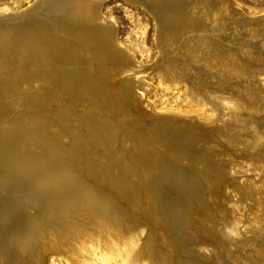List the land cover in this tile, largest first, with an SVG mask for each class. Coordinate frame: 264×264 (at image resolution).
<instances>
[{
  "label": "rangeland",
  "instance_id": "rangeland-1",
  "mask_svg": "<svg viewBox=\"0 0 264 264\" xmlns=\"http://www.w3.org/2000/svg\"><path fill=\"white\" fill-rule=\"evenodd\" d=\"M206 1H98L101 20L112 22L115 44L128 55L125 53L118 65L93 59L102 62L104 72L93 68L118 92L124 79L132 85L139 83L140 87L134 86L130 107L111 105L104 99L90 106L84 97L62 92V86L50 88L44 98L27 104L0 94V129L7 128L0 137L21 150L30 149L43 156L49 155L48 149L31 139L29 126H40L47 136L59 140L66 157L75 160L79 176L107 197L102 205L109 217L124 233L128 229L136 232L135 247L140 257L134 264H152V250L170 255L171 264H264V0ZM45 2L0 0V16L15 15L36 5L39 9L34 14L45 17L51 12ZM12 21L3 20L1 24ZM193 33L203 35L206 44L185 39L168 44L163 39L165 34L184 37ZM172 67L180 77L170 80L160 70ZM223 96L238 102V106L225 103ZM4 105L8 106L6 110ZM222 129H228L234 139L220 136ZM103 132L109 133L107 137L100 135ZM78 140L89 147L80 146ZM104 168L110 170L111 180ZM170 173L182 175L193 187L183 185ZM22 178H18L21 184L35 186ZM214 185L222 189L215 190ZM12 190L0 180V242L14 255L25 243L32 253L40 251L44 255L41 246L48 241L44 225L60 223L61 216L44 215L36 201L30 202L29 196ZM188 205L196 210L193 219L185 211ZM66 220L73 222L71 218ZM193 220L204 223L194 226V232ZM93 222H88L94 231L87 239L91 244L103 232ZM154 235L158 238L156 249L149 247ZM213 240L220 242L215 248ZM124 241L116 236L112 239L115 252L96 248L82 262V257L71 254L68 259L49 251L44 264H127Z\"/></svg>",
  "mask_w": 264,
  "mask_h": 264
},
{
  "label": "bare ground",
  "instance_id": "bare-ground-1",
  "mask_svg": "<svg viewBox=\"0 0 264 264\" xmlns=\"http://www.w3.org/2000/svg\"><path fill=\"white\" fill-rule=\"evenodd\" d=\"M41 1H46L48 9L51 11L48 13L47 11L49 10L47 9L46 11L47 13L44 14L47 15L45 17L42 15L40 16V14H38L39 12L37 11L36 12L39 16H36V14H34L33 11L36 10L37 8L36 5H32L30 7L28 6L25 10L20 11L18 12V14L16 13L15 15H13V13L10 14L4 13L0 16V94L7 96L12 95L13 101L20 99V101L27 104L44 98L46 93L50 92L49 91L50 88L52 89L53 87L58 88L59 86H62V88L59 87L60 89L64 88L62 92H68L72 96L74 95L76 98L79 96L84 97V99H87V101H89V103L87 104L90 106H94L95 104H98L100 100L104 99L110 102L111 105L113 103H118L124 105L125 107H130L134 86L140 87L139 83L137 82L136 85H132L128 80L124 79L121 81L119 87L120 89L118 92V89H113L109 87L104 82L103 78H100V76L97 75V72H95L96 71L95 69H97L98 72L103 73L104 66L101 61L93 62V59H97V60L105 59L109 63L118 65V63L122 59H124L125 57L124 54L126 53V55H128L127 52L123 54L121 50L122 48L120 49L115 44L116 42L113 39L114 27L112 22L106 19L101 20L102 18L98 12L99 0H41ZM207 2L208 1H206V3ZM160 3H162V1ZM167 3L169 4V2ZM182 3L187 4L189 3V0H182ZM152 7H154V5ZM163 12L166 13L165 11ZM167 14H171V12ZM3 20H13V21L9 25L6 24L3 25L1 24ZM183 29L185 28H182V30ZM202 36L203 35L201 36L194 35V33L193 35L186 34L184 37L180 34H175L173 36L169 34H165L164 38L163 37L162 38L166 40L168 44H171V42L172 41L174 42L175 40L180 41L182 39H185L187 40V42L195 41L199 44L201 43V45L204 46L207 40ZM156 38H158V36H156ZM163 39L160 41L163 42L164 41ZM80 51L83 54H85L84 57H86V59L83 58V54L81 57ZM178 66L180 65H177V67ZM93 67L96 68L94 69ZM187 69L190 68H188L187 66ZM160 71H162V74L166 78H169L170 80L180 77L179 75H177L178 74L177 70H175L173 67L167 69L165 68ZM184 73L186 75V72ZM117 80L115 79V81ZM43 88H47V89H43ZM221 98L225 100V103L229 102L233 107L234 106L236 107V105L238 106V102L236 103L232 102V99H229L225 96ZM6 107L8 106L6 105L3 108V110H6L5 109ZM72 113L73 112H71V114ZM80 117H78V119H80ZM93 125L95 124L93 123ZM98 126L99 125H97V127ZM4 127L5 126H3V129H0V133H3L5 130H7V128ZM44 130L40 126L30 125L28 128L29 136L31 137V139L34 140L35 143L42 145L43 148L48 149L49 155L47 156H43L44 154L39 155L34 151H31L30 149L21 150L19 149L18 146L13 145L14 143H10L6 141V139L0 137V177L3 180V182L5 184L10 185L13 188L12 191L15 190L23 193V196L25 195L29 196L31 198V199L29 198L31 200L30 202L34 200L33 203H35L36 201L38 203L37 205L39 206L40 211L44 215L52 217V215L58 214V216L59 215L61 216L59 217L62 220L60 223L54 225L53 222V225L48 224L46 225V227L44 225L43 231L45 230L47 232L46 236L48 237V241L43 242V245L41 246V250L42 252H44V255L49 251H55L56 253L69 259L71 258V254H72L78 259L82 257V259H80V261L82 262L85 261L86 258L89 257V255H92L95 252L96 248L99 249L101 248L107 252L109 251L112 253L115 252L116 248L112 245V239L120 235V237L122 236L123 240H125L124 242L126 244L125 258L127 260V264H134V260L138 258L137 256L140 257L139 252L135 247L136 232L134 233L133 231H129V229L125 233L124 231H121L118 222L109 217V212H107V208L104 205H102V203L106 204L107 197H104L102 191L98 190V188H95L93 184L88 183L87 180L79 176L78 174L79 168H77V164L75 160H72L71 157L69 158L66 157L67 151L65 152L63 150L64 147L62 148V145L60 144L59 140H56L55 138H50L49 136L46 135ZM224 130L222 129V131H220V136L224 137L225 139L226 138L230 140L234 139V137H231L232 135L228 129H226L225 131ZM108 134H109L108 132L107 133L103 132V134L100 135L107 137ZM79 137L80 139L82 138L80 135L78 136V138ZM163 137L164 139H166L165 138L166 136ZM100 140H101V136H100ZM131 140L134 141L133 138H131ZM78 142L81 144L80 146L82 147H89L88 143L84 142L83 144L80 140H78ZM165 144H168L169 146L172 143L166 142ZM15 147L17 148L15 149ZM139 152H141V150ZM45 153H47V151ZM71 155L75 156L73 152ZM121 165H123V163ZM183 167L185 166L183 165ZM167 169L171 171L170 168ZM104 171L107 173L108 175L107 177L111 180L112 175L109 172L110 170L104 168ZM170 174L172 175V178L174 177V179L179 180L180 182H182L183 185L188 186L190 188L193 187V185L192 187L189 185L190 183L189 180L184 178L182 175L176 176L177 174L174 173H170ZM22 177L26 178V180L32 181L33 184L35 183V186L33 187L31 186L32 188H30L28 186L26 187L25 184L24 185L21 184L20 183L21 180L19 182L18 178L21 179ZM27 183L29 182L27 181ZM27 183L26 185H28ZM216 187L218 188V190L222 189L220 186L218 187L217 185L216 186L214 185L215 190L217 189ZM192 191L194 192V189ZM21 193L20 195H22ZM191 195L194 196V193H192ZM233 199H232V204L235 203ZM227 200H229L228 197L226 198V202ZM33 205L37 206L35 204ZM214 207L216 206L214 205ZM237 207L240 208V205H238ZM198 210L200 211V209ZM185 211L188 214H190L191 218L193 219V216H195L194 213L196 212V210L194 212V207L188 205ZM41 212L40 214H42ZM69 218H71L73 222H68L66 220ZM89 220L92 221L94 220V222L96 223L93 222V224H95L96 226L98 225L97 227L99 228V230L103 231L102 232L103 234L100 232V235L94 239L93 244L87 243V239L89 238L91 232L93 231V228H91V226L88 225ZM199 222L196 224V222L194 221V225H191L192 228L191 231L194 232V226L204 224ZM102 227H106L108 230H104ZM201 227L204 228V226ZM35 232L38 231L35 230ZM210 232H211V236L214 237L212 230ZM153 237L154 238L150 241L149 247L151 246L152 249H156L158 244V240H157L158 238L156 235H154ZM218 243L220 242L213 240L211 242V245H214L215 248ZM27 244L28 243H25L23 245L22 249H20L21 251L15 249L17 250V252L14 255L11 253V250L7 248L6 245L0 242V264H9V262L12 261H17L20 264H44V255H42L40 251L36 252L35 254L32 253L27 249V247L29 246ZM150 255L152 257V262H153L152 264H171V262L173 261L172 259H170V255L160 254L157 250H152Z\"/></svg>",
  "mask_w": 264,
  "mask_h": 264
}]
</instances>
